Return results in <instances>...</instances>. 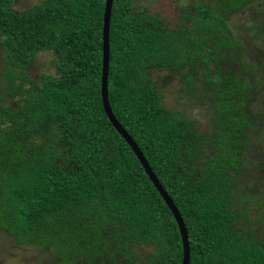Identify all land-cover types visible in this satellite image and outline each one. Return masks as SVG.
Masks as SVG:
<instances>
[{
    "label": "trees",
    "instance_id": "1",
    "mask_svg": "<svg viewBox=\"0 0 264 264\" xmlns=\"http://www.w3.org/2000/svg\"><path fill=\"white\" fill-rule=\"evenodd\" d=\"M255 1H195V13L185 14L193 25L177 29L134 0L113 2L110 105L178 207L190 264H264V239L233 201L253 128V83L219 64L214 48L240 47L227 33L228 13ZM14 4L0 0L11 96L0 103V230L19 245L52 247L61 264H134L142 246L147 264H182L174 214L104 108L106 0H42L21 11ZM40 51L55 55L58 75L30 74ZM211 64L214 73L202 72ZM156 71L180 76L190 92L206 76L210 134L166 107Z\"/></svg>",
    "mask_w": 264,
    "mask_h": 264
},
{
    "label": "rangeland",
    "instance_id": "2",
    "mask_svg": "<svg viewBox=\"0 0 264 264\" xmlns=\"http://www.w3.org/2000/svg\"><path fill=\"white\" fill-rule=\"evenodd\" d=\"M42 0H15L14 8L21 11L27 7L41 3ZM199 0H134V3L146 7L151 14L157 15L169 28L177 29L179 25L191 27L192 21L185 14L193 15L195 7L192 3ZM228 35L238 38L241 42L238 49L222 52L218 46L214 48L221 54L219 59L225 68H232L244 74L253 83L247 104L252 117L253 128L250 131L245 147L237 185L234 188V205L244 215L241 222L248 223L258 231L264 239V212L260 209L264 202V0H258L245 5L237 11L228 13ZM222 52V53H221ZM55 55L51 51H40L36 54L33 65L29 69L33 77L39 75H58L52 63ZM257 62L249 72L246 64ZM4 50L0 44V103H9L11 96L7 95L3 81L5 69ZM244 68V69H243ZM216 67L211 64L201 70L214 73ZM201 72V79H195L196 89L187 91L188 82L180 76L168 71H156L154 78L156 86L164 93V103L170 110L181 112L192 120L200 134L211 133L214 127L213 108L211 101L212 89H205L206 76ZM140 262L147 264L146 253L149 248L142 246L139 250ZM144 261V262H143ZM0 264H61L60 256L52 247L34 245H19L11 236L0 230ZM85 264V263H84Z\"/></svg>",
    "mask_w": 264,
    "mask_h": 264
},
{
    "label": "water",
    "instance_id": "3",
    "mask_svg": "<svg viewBox=\"0 0 264 264\" xmlns=\"http://www.w3.org/2000/svg\"><path fill=\"white\" fill-rule=\"evenodd\" d=\"M114 0H106V6L104 11V23H103V64H102V78H101V94L104 104L105 111L113 124L116 130L122 135V137L127 141L129 146L133 149L136 156L140 160L142 166L144 167L149 178L161 193L166 204L169 206L170 210L174 214V217L178 223L179 230L183 242V259L182 264H190L191 260V247L189 242V234L184 223V219L175 205L173 199L170 197L166 189L161 184L160 180L153 171L151 165L146 159L144 153L139 148L136 141L128 133V131L123 127V125L118 121L116 116L113 113L112 107L109 101V92H108V79H109V64H110V26H111V14Z\"/></svg>",
    "mask_w": 264,
    "mask_h": 264
}]
</instances>
